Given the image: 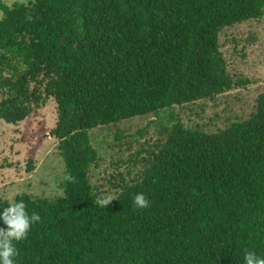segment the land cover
<instances>
[{
	"label": "trees",
	"instance_id": "trees-1",
	"mask_svg": "<svg viewBox=\"0 0 264 264\" xmlns=\"http://www.w3.org/2000/svg\"><path fill=\"white\" fill-rule=\"evenodd\" d=\"M0 121L57 102V123L25 132L26 171L51 135L66 175L55 200L17 196L41 222L19 264H244L264 255V92L217 133L175 123L109 207L89 177L90 131L231 91L220 34L264 16V0H0ZM143 192L150 206H133ZM7 206L0 194V210ZM2 226V225H0ZM6 227V226H5Z\"/></svg>",
	"mask_w": 264,
	"mask_h": 264
},
{
	"label": "rangeland",
	"instance_id": "rangeland-1",
	"mask_svg": "<svg viewBox=\"0 0 264 264\" xmlns=\"http://www.w3.org/2000/svg\"><path fill=\"white\" fill-rule=\"evenodd\" d=\"M3 1L12 6L16 2L28 4L31 0ZM220 44L228 72L244 84L213 98L90 131L99 160L92 165L89 177L98 193L118 196L120 190L116 185L122 179L133 182L138 178L145 168V159L167 140L175 123L217 133L233 122L249 119L256 111L257 99L264 92V16L224 29ZM43 122L48 129L56 126L54 98L18 125L0 121V194L5 200L23 194L55 200L64 194L66 168L55 137L48 135L44 140L37 153L36 170L26 171L29 145L21 142V138L25 132L37 131Z\"/></svg>",
	"mask_w": 264,
	"mask_h": 264
},
{
	"label": "clouds",
	"instance_id": "clouds-1",
	"mask_svg": "<svg viewBox=\"0 0 264 264\" xmlns=\"http://www.w3.org/2000/svg\"><path fill=\"white\" fill-rule=\"evenodd\" d=\"M64 179L69 183L75 182L72 175H66ZM115 198L118 197L114 193H107L101 195L96 203L102 208L109 207ZM133 206L145 209L150 206V201L143 192H139L133 197ZM40 222V214L30 212L23 199L7 200V206L0 210V264H19L20 252L17 243L27 239L32 227ZM243 261L244 264H264V255L252 249H245Z\"/></svg>",
	"mask_w": 264,
	"mask_h": 264
}]
</instances>
